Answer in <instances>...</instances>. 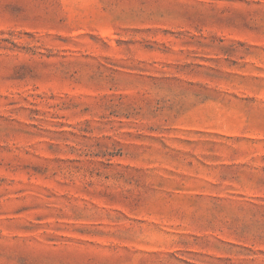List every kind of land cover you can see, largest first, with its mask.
Returning a JSON list of instances; mask_svg holds the SVG:
<instances>
[{"label": "rangeland", "instance_id": "obj_1", "mask_svg": "<svg viewBox=\"0 0 264 264\" xmlns=\"http://www.w3.org/2000/svg\"><path fill=\"white\" fill-rule=\"evenodd\" d=\"M0 264H264V0H0Z\"/></svg>", "mask_w": 264, "mask_h": 264}]
</instances>
